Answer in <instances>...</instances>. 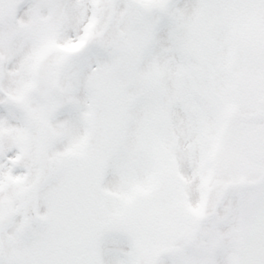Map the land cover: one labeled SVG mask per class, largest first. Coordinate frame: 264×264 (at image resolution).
Here are the masks:
<instances>
[{
	"label": "snow or ice",
	"instance_id": "1",
	"mask_svg": "<svg viewBox=\"0 0 264 264\" xmlns=\"http://www.w3.org/2000/svg\"><path fill=\"white\" fill-rule=\"evenodd\" d=\"M0 264H264V0H0Z\"/></svg>",
	"mask_w": 264,
	"mask_h": 264
}]
</instances>
